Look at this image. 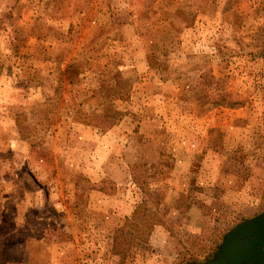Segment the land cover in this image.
<instances>
[{
  "label": "rangeland",
  "instance_id": "rangeland-1",
  "mask_svg": "<svg viewBox=\"0 0 264 264\" xmlns=\"http://www.w3.org/2000/svg\"><path fill=\"white\" fill-rule=\"evenodd\" d=\"M262 211L264 0H0V264L205 262Z\"/></svg>",
  "mask_w": 264,
  "mask_h": 264
},
{
  "label": "water",
  "instance_id": "water-1",
  "mask_svg": "<svg viewBox=\"0 0 264 264\" xmlns=\"http://www.w3.org/2000/svg\"><path fill=\"white\" fill-rule=\"evenodd\" d=\"M192 264H264V211L231 227L210 260Z\"/></svg>",
  "mask_w": 264,
  "mask_h": 264
},
{
  "label": "trees",
  "instance_id": "trees-1",
  "mask_svg": "<svg viewBox=\"0 0 264 264\" xmlns=\"http://www.w3.org/2000/svg\"><path fill=\"white\" fill-rule=\"evenodd\" d=\"M115 97L116 98H125V94L123 93H119V92H117L116 94H115ZM109 112L111 111V115L109 116V118H110V121L106 124V125H104L103 127H102V129H108V128H110L113 124H115L116 123V121L118 120V116L117 115H119L120 113H119V111H117V110H115V109H112V110H109V109H107Z\"/></svg>",
  "mask_w": 264,
  "mask_h": 264
},
{
  "label": "crops",
  "instance_id": "crops-1",
  "mask_svg": "<svg viewBox=\"0 0 264 264\" xmlns=\"http://www.w3.org/2000/svg\"><path fill=\"white\" fill-rule=\"evenodd\" d=\"M29 173H30V175H31V177L33 178V180L35 181V183H36V180L34 179L35 177H36V173L32 170V168L29 170ZM6 197H5V200H11V196H9V195H5ZM18 206V205H17ZM20 210V209H19ZM18 210V208H17V211H16V213H15V215H19V211ZM18 217L17 216H15L14 218H13V221L15 222L14 223V226L16 227L17 226V224H19V219H17Z\"/></svg>",
  "mask_w": 264,
  "mask_h": 264
}]
</instances>
